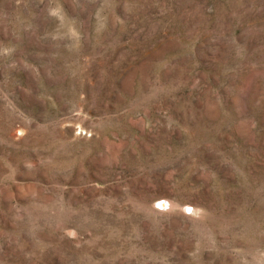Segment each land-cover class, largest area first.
Wrapping results in <instances>:
<instances>
[{"label": "rangeland", "instance_id": "1", "mask_svg": "<svg viewBox=\"0 0 264 264\" xmlns=\"http://www.w3.org/2000/svg\"><path fill=\"white\" fill-rule=\"evenodd\" d=\"M0 264H264V0H0Z\"/></svg>", "mask_w": 264, "mask_h": 264}, {"label": "bare ground", "instance_id": "2", "mask_svg": "<svg viewBox=\"0 0 264 264\" xmlns=\"http://www.w3.org/2000/svg\"><path fill=\"white\" fill-rule=\"evenodd\" d=\"M71 232V231H70Z\"/></svg>", "mask_w": 264, "mask_h": 264}]
</instances>
